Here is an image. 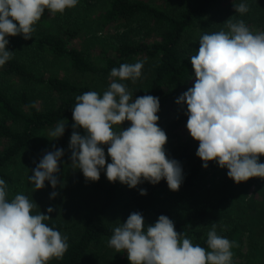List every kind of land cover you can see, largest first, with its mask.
<instances>
[{
    "label": "clouds",
    "instance_id": "9594fccd",
    "mask_svg": "<svg viewBox=\"0 0 264 264\" xmlns=\"http://www.w3.org/2000/svg\"><path fill=\"white\" fill-rule=\"evenodd\" d=\"M78 0H0V66L11 60L14 52L6 50V36L22 35L29 40L34 25L45 9L63 14ZM236 13L249 11L246 3H233ZM18 22V23H17ZM228 31L205 33L199 39L198 52L190 57L195 83L180 95L176 103L186 104V128L199 142L196 151L202 167L210 161L227 168V176L239 184L252 177L264 178V31L253 32L244 22H226ZM144 61L124 63L110 71V84L103 94L84 92L75 97L69 149L71 167L79 169L85 181L97 182L103 171L109 182L119 181L130 189L147 181L153 185L165 179L168 188L178 191L184 175L181 164L166 158L165 132L158 126L159 97L133 98L124 81L136 83L142 77ZM129 121L130 126L114 129ZM67 120L49 132L52 139L63 136ZM83 128L85 134L76 129ZM50 139V140H52ZM103 145H108L106 164ZM55 148V146H53ZM64 150L47 151L28 176L34 189L48 181L58 184L59 164ZM140 189V195H146ZM8 185L0 179V264H47L53 257L62 258L69 248L68 236L49 227L50 215L24 194L6 199ZM58 195L50 193V198ZM54 209L49 207L48 213ZM212 223L207 233L206 251L193 245L186 233H178L174 222L160 215L146 225L142 213H130L127 220L113 229L107 244L116 252H127L130 264H232L235 241L219 236Z\"/></svg>",
    "mask_w": 264,
    "mask_h": 264
},
{
    "label": "trees",
    "instance_id": "16d2710c",
    "mask_svg": "<svg viewBox=\"0 0 264 264\" xmlns=\"http://www.w3.org/2000/svg\"><path fill=\"white\" fill-rule=\"evenodd\" d=\"M155 4L147 0H100L98 13L102 27L113 26L115 29L132 20L141 18L147 25L152 40L139 42L128 38H116L112 46L99 54V64L89 60L88 56L72 41L78 36L80 26L73 20L69 23L55 21L51 30L33 33L29 40L21 35L6 36L8 47L13 48L14 56L5 65L0 66V179H10L7 168L16 162L20 154L31 146L38 135L51 129L63 119L67 120L65 132L61 138L63 149L67 137L72 134V109L75 97L84 92L93 91L91 85L80 78L110 76L112 68H119L124 63L144 61L142 77L131 84L133 98L145 95L159 97V120L164 117L169 106L189 89L188 82L194 69L190 57L199 49V39L205 33L228 31L226 21L244 20L246 25L254 23L264 31V0H163ZM246 3V14L235 12L233 3ZM84 0H78L82 7ZM68 11V9H66ZM45 9L40 19L49 14ZM18 23V22H17ZM51 60L67 61L75 75L63 76L41 72L39 66ZM34 92H41L44 105L36 106L32 99ZM48 95V98H47ZM51 95V97H49ZM33 100V102H32ZM187 112L185 104L184 114ZM185 116H187L185 114ZM188 118V116H187ZM157 121V123L159 122ZM130 126L125 121L121 128ZM85 134L83 128L76 129ZM106 154V164L111 158ZM189 165L183 170L184 180L178 191L168 188L165 179L153 185L147 181L136 188L125 185V192L132 209L142 213L146 225L154 224L160 215H166L174 222L178 233H186L193 245L199 244L206 251L207 233L212 223L216 224L219 236L230 242L236 241L240 229L237 225L224 226L217 220L215 213L221 211L231 197L236 199V192L220 197L213 203L204 204L185 216L174 212L171 205L164 202L163 192L186 193L200 187L202 179V161L197 155H191ZM264 163V155L259 157ZM210 163L217 164L215 161ZM61 166V162L59 164ZM248 181L254 184L264 201V178L252 177ZM118 182H88V186L98 197L99 203L92 206L91 201L84 203L90 210L82 214L77 221H45L49 227L68 236L69 248L62 258L53 257L47 264H83L87 253L109 240L115 228L108 222L105 211L117 199ZM246 181L241 182L244 185ZM140 189H146V195H140ZM117 264H130L127 255H122Z\"/></svg>",
    "mask_w": 264,
    "mask_h": 264
},
{
    "label": "rangeland",
    "instance_id": "374dc122",
    "mask_svg": "<svg viewBox=\"0 0 264 264\" xmlns=\"http://www.w3.org/2000/svg\"><path fill=\"white\" fill-rule=\"evenodd\" d=\"M147 1L165 5L163 0ZM100 4V0H84L82 7L76 5L74 8L68 9V11H66V8L63 14H52L49 11V15L45 19L43 18L36 22L34 25L35 32L51 30L55 21H59L62 24L74 20L80 26V30L72 43L77 44L88 56L89 60L97 64H99L98 57L102 49H105L110 54L111 51H108L107 47L112 46L117 37L128 38L133 42L152 40L147 25L141 18L132 20L119 29H115L113 26L102 27L97 16ZM247 26L253 32L261 31L254 23ZM8 48L9 51L13 49L11 47ZM39 67L45 76H47L48 72L59 76H63L64 73H69V76L72 77L75 75L67 61L51 60ZM80 79L89 83L92 90L101 95L108 89L111 82L109 76L95 77L92 74ZM195 79V74L193 73L188 82L189 88L194 86ZM123 83H126L129 89L131 84H133L131 80ZM43 98L46 99L41 92H34L32 97L36 106L44 105ZM184 109L185 104H177L176 102L171 104L164 117L157 123L167 136L164 146L166 158L177 160L181 164L182 171L187 168L189 157L196 154L199 146V142L190 136L186 128L188 118L184 114ZM118 126L114 125L113 127L117 129ZM54 128L45 130L38 135L35 142L20 154L15 163L7 168L10 179L6 182L8 185L6 199L11 200L17 194H24L38 205V208L33 210V214L40 211L43 214L50 215L54 221L67 220L68 223H71L72 220L77 221L82 214L90 210L91 205L88 207L84 203L85 200L87 203L91 201L92 206L99 203L97 195L88 186V182L91 181L86 182L83 173L79 169L73 171L71 167V151L69 149L71 134L65 141L63 147L64 155L61 158V166H59L60 172L56 174L63 186L58 184L57 188L53 189L50 183L46 181L43 189L35 191L34 185L28 180V176L33 174L32 170L39 163L45 152L60 148L62 137L52 139L49 135V132ZM102 147L106 148L108 145H103ZM227 171L226 167L220 168L218 164L210 163L208 168H204L201 172L200 187L186 193L163 192L164 202L166 204L169 203L174 212L185 216L204 204L213 203L224 195L236 192V199L234 200L231 197L222 210L215 213L214 218L220 220L224 226L237 225L240 229L239 236L235 241L236 246L230 249L233 253L232 264H264V201L261 199L254 184L250 181H246L243 186L240 183L237 184L228 178ZM97 182L109 183L103 171ZM53 191H56L58 195L55 198H50V193ZM49 207L54 209L52 213L47 212ZM132 212L134 210L129 204L125 192V184L118 182L117 199L107 208L105 216L111 225L117 227L124 223ZM107 242L108 240H105L97 248L91 249L84 258L83 264H117L122 255H127L124 250L116 252L108 246Z\"/></svg>",
    "mask_w": 264,
    "mask_h": 264
}]
</instances>
